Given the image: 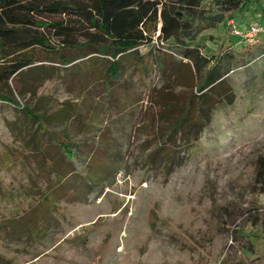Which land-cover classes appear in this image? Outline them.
Segmentation results:
<instances>
[{"label": "rangeland", "instance_id": "rangeland-1", "mask_svg": "<svg viewBox=\"0 0 264 264\" xmlns=\"http://www.w3.org/2000/svg\"><path fill=\"white\" fill-rule=\"evenodd\" d=\"M8 9L0 4L3 14ZM255 11L226 16L196 40L206 57L220 49L238 52L226 79L232 97L226 91L229 100L216 105L197 140L164 147L168 159L151 160L190 99L199 95L195 85L207 67L180 68L158 41L138 49L143 63L137 68L146 69L144 76L120 66V83L103 85L96 101L91 95L84 99L83 92L102 80L105 67L99 77L84 76L91 70L88 63L67 72L59 67L34 87V95L26 83L12 82V103L29 111L53 113L67 105L76 112L101 102L113 119L120 105L117 86L137 82L139 90H130L137 102L130 108L136 115L129 133L123 125H111L120 129V143L113 148L105 145L106 118L101 125H85L97 128L90 138L62 133L75 168L68 176L54 174L53 203L42 204L48 206L43 222L21 239L8 235L9 226L25 223L13 230L19 235L30 229L29 221L41 216L33 211L34 193H47L49 179L40 171V155L31 153L34 124L25 128L23 112L0 102V264H264V176L257 177L264 161V44L240 41L228 26L229 19L235 26L255 20L264 25V14ZM82 143L89 153L77 152Z\"/></svg>", "mask_w": 264, "mask_h": 264}, {"label": "trees", "instance_id": "trees-1", "mask_svg": "<svg viewBox=\"0 0 264 264\" xmlns=\"http://www.w3.org/2000/svg\"><path fill=\"white\" fill-rule=\"evenodd\" d=\"M259 2L261 6H258ZM0 4L9 6L7 14L0 12V102L11 103L23 112L24 122L29 124L25 128L34 124L35 130L31 134L34 148L31 153L40 155V171L45 172L44 175L49 179L47 193H34L38 195V201L35 200L38 208L33 211H40L41 216L36 215L34 221H29L30 229L22 235L13 230L23 229L22 225L25 223L11 224L8 235L11 234L13 239H21L28 233H33L32 229L43 222L48 206L45 208L42 204L52 202L49 200L54 191V174L61 171L64 176H68L75 168L76 163L70 160L69 144L65 145L61 141L62 133L86 139L94 136L97 128L85 126L84 111L92 108L93 113L102 110L107 112L109 107L106 103L98 102L76 112L67 105L53 113L42 114L39 110L32 112L12 103V82L26 83L28 88H33L29 92L34 95V87L56 75L59 67L67 72L80 63H88L91 70L85 71L84 76L93 73L92 76L99 77L100 70L105 67L102 80L94 83V88L88 86L83 92L84 99L91 95V98L98 100L102 95L103 85L109 83L112 88L120 83V66H128L131 70L136 68L134 74L142 73L137 68L140 62L143 63L137 57L138 49L158 41L161 44L160 50L170 51L180 68L191 71L193 66L200 71L202 67H207L203 80L195 85L199 95L194 102L192 99L195 95H190L192 99L187 111L179 118L174 129L165 134L163 144L154 150L151 160L168 159L167 149L164 147L168 148L171 144L175 146L176 140L182 146L197 140L209 124L216 105L229 100L228 93L232 97L231 89L227 90L226 79L236 59L234 53L238 52L231 49V52L221 53L220 49L212 57H206L199 53L196 40L204 31L223 24L226 16L237 17L247 10L251 13L258 10L264 14V0H0ZM48 17L57 19H47ZM253 23L263 25L255 20L247 26L241 22L238 27L245 30ZM51 38L57 43H52ZM126 56L134 58L125 60ZM161 68L164 69V66ZM117 87L121 88L118 113L125 109L133 111L130 108L137 102V95L133 96L131 93V83L127 81L123 86ZM96 118L95 116L90 123H96ZM53 123L60 125L62 130L51 127L53 125L50 124ZM17 126L21 131L22 125ZM109 126L104 140L108 148H113L116 143H120V129ZM131 127L123 125L122 129L129 133ZM126 137H123L125 141ZM76 150L83 154L91 151L90 146L84 143L78 144ZM263 163L264 161H260L258 164V178L264 176ZM65 194L67 190L61 197ZM221 211H217L220 220ZM4 223L10 224L8 221Z\"/></svg>", "mask_w": 264, "mask_h": 264}, {"label": "crops", "instance_id": "crops-1", "mask_svg": "<svg viewBox=\"0 0 264 264\" xmlns=\"http://www.w3.org/2000/svg\"><path fill=\"white\" fill-rule=\"evenodd\" d=\"M259 43L264 44V37L260 38ZM240 44H241V42H240ZM143 70L145 71L146 69H143ZM143 70L141 71L142 73H139V72L136 73L138 75V77H139V75L144 76L145 72ZM136 83L137 82H131L130 90H133V88L136 87ZM137 85H138V87H136V89L139 90V84H137ZM93 99H95V101L97 100V98H95V97H93ZM92 110H93L92 108H88L87 110L84 111V115L86 116L85 125H90V124L101 125V121L103 120V118L109 119V120H106L107 125H132L134 122V119H135V115H136L135 111L125 109L123 112L121 111L122 113L121 112L118 113L117 119H113L112 117L109 116V113H108L109 111L104 112L102 110V111H99V113H93ZM93 115H94V118H95V116L97 117L96 123H90V121H92L94 119V118H92ZM50 125H57V124L53 123ZM104 125H106V124H104Z\"/></svg>", "mask_w": 264, "mask_h": 264}, {"label": "built area", "instance_id": "built-area-1", "mask_svg": "<svg viewBox=\"0 0 264 264\" xmlns=\"http://www.w3.org/2000/svg\"><path fill=\"white\" fill-rule=\"evenodd\" d=\"M228 26L231 29L233 37H238L240 38V41L243 42V38H248L250 39L249 41L252 45L258 44L260 37H264V25L259 23H253L249 25L245 30H241L238 26H235V23L232 21V19H229Z\"/></svg>", "mask_w": 264, "mask_h": 264}]
</instances>
